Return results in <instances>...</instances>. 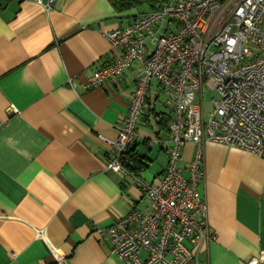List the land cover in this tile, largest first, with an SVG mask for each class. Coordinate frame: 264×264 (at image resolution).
I'll use <instances>...</instances> for the list:
<instances>
[{"label": "crops", "instance_id": "crops-1", "mask_svg": "<svg viewBox=\"0 0 264 264\" xmlns=\"http://www.w3.org/2000/svg\"><path fill=\"white\" fill-rule=\"evenodd\" d=\"M142 13H119L108 0H0V264H125L96 228L147 203L134 174L110 171L99 136H117L140 69L133 64L100 88L86 82L96 64L121 54L104 33ZM170 117L158 99L131 146L147 164L140 178L152 184L168 164ZM193 154L187 143L185 173ZM202 169L217 238L199 260L249 264L264 253V160L209 143Z\"/></svg>", "mask_w": 264, "mask_h": 264}, {"label": "built area", "instance_id": "built-area-1", "mask_svg": "<svg viewBox=\"0 0 264 264\" xmlns=\"http://www.w3.org/2000/svg\"><path fill=\"white\" fill-rule=\"evenodd\" d=\"M104 35L121 54L96 64L87 88L104 87L133 64L140 69L117 136H99L110 147V171L130 174L128 152L139 120L160 95L171 109V146L157 183L136 177L147 208L96 232L125 264H203L199 254L217 238L199 189L206 145L223 144L264 160V0H175ZM204 90L218 94L207 118ZM187 143L194 154L185 173L179 163ZM263 263L264 253L249 262Z\"/></svg>", "mask_w": 264, "mask_h": 264}, {"label": "trees", "instance_id": "trees-1", "mask_svg": "<svg viewBox=\"0 0 264 264\" xmlns=\"http://www.w3.org/2000/svg\"><path fill=\"white\" fill-rule=\"evenodd\" d=\"M108 1L111 3L114 9L119 13L126 12L132 9H136L139 13H141V12L159 10L175 0H108ZM142 8H146V9L142 10ZM128 155L130 157V162L127 165L130 173L134 174L136 177H140L142 172L147 167V164L142 160V158L139 157V155L133 149L129 150Z\"/></svg>", "mask_w": 264, "mask_h": 264}, {"label": "rangeland", "instance_id": "rangeland-1", "mask_svg": "<svg viewBox=\"0 0 264 264\" xmlns=\"http://www.w3.org/2000/svg\"><path fill=\"white\" fill-rule=\"evenodd\" d=\"M146 8H142V10H145ZM212 97H216L218 98V94L215 91H207L204 90V94H203V102H204V106H205V117L207 118L209 115V112L211 111L212 108V104H211V98ZM165 97L163 95H161V97L159 98V100L164 102Z\"/></svg>", "mask_w": 264, "mask_h": 264}]
</instances>
